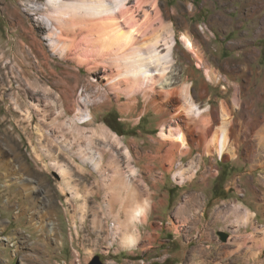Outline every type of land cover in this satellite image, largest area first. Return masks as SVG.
Here are the masks:
<instances>
[{"label": "rangeland", "instance_id": "obj_1", "mask_svg": "<svg viewBox=\"0 0 264 264\" xmlns=\"http://www.w3.org/2000/svg\"><path fill=\"white\" fill-rule=\"evenodd\" d=\"M34 1L0 0V264H26L27 254L35 264H88L95 255L107 264H143V259L145 264H264V29L257 30L264 9L251 16L264 0H157L176 36L173 87L190 84L192 99L203 109L201 119L157 114L142 95L130 112L120 106L127 101L124 96L99 110L92 107L93 126L108 127L124 145L116 147L110 134L96 137L95 150L110 151L95 172L80 162L77 147L51 145L53 138L47 135L45 128L53 129L49 126L57 115L44 112V96L31 84L39 78L54 86L66 77L65 67L74 64L52 54L45 44L51 62L41 68L31 62L36 51L28 60L19 51V40L27 43L28 51L31 38L16 26L13 9L19 10L28 29L33 18L43 19L31 10ZM182 33L191 34L202 66L181 42ZM243 39L259 50L258 59L247 73L226 69L227 61L236 67L245 59L247 43L236 44ZM89 78L83 69L78 79H69L77 85L78 96L89 86ZM37 93L44 109L34 114L31 102ZM157 98L162 101L166 95ZM223 102L228 118L223 116ZM183 120L188 127H182L187 143L182 151L173 138L160 137L158 124L183 125ZM224 124L229 149L220 155L214 141ZM66 138L74 136L66 133ZM126 147L131 159L124 153ZM54 161L65 164L68 178L57 173ZM145 203L142 221L147 212L157 210L168 217L162 220V234L144 240L139 232L136 246L125 249L121 239L128 217ZM190 208L192 215L186 216ZM97 214L104 217L98 227ZM34 219L54 228L53 235L46 231L47 252L23 248L16 253L15 243L28 238ZM220 231L233 236L223 242ZM147 241L156 245L143 250Z\"/></svg>", "mask_w": 264, "mask_h": 264}, {"label": "bare ground", "instance_id": "obj_2", "mask_svg": "<svg viewBox=\"0 0 264 264\" xmlns=\"http://www.w3.org/2000/svg\"><path fill=\"white\" fill-rule=\"evenodd\" d=\"M145 6L149 8L146 9ZM263 9L264 4L260 7L255 5L251 16L262 12ZM31 10L43 19L33 18L34 24L27 29L19 10L13 9L12 14L18 15H14L18 17L16 26H22L23 32L31 38L28 51L27 43L19 40L17 44L19 51L25 55L27 60L30 59L29 55L36 51L34 61L31 62L41 68V64L50 65L51 62L50 56L45 51V44L52 54L74 64L72 68L65 67L66 77L57 80L54 86L44 84L42 80H38L39 78L31 84L33 88L42 92L45 99L44 108H46H42L43 99L37 93L31 102L32 112L39 114L44 109L46 113L55 111L57 115L55 121H52L49 126L53 129L45 128L47 135L53 138L51 145H60L69 150L77 147L80 162L89 165L94 172L100 171L110 147L99 148V151H96V137L103 139L105 135L110 134L112 143H115L116 147L122 149L124 145L119 136L108 127L93 126L95 114L92 107L99 110L111 105L113 100L120 102L122 96L127 99L126 102L120 104L124 111L130 112L136 107L139 103L138 96L142 95L147 103L146 106L151 105L157 114L164 113L171 117L179 115L184 116L185 119L192 115L201 119L203 109L192 99L190 84L184 82L185 84L179 88L173 87L176 36L174 26L171 21L167 22L164 19L157 0H46L45 3L37 0L34 1ZM39 29L42 33L41 38L37 34ZM263 29L264 20L261 21V27L257 30L262 32ZM16 30L18 28H15ZM188 33L181 34V42L194 56L197 64L202 66L204 62L199 48L191 34ZM246 40L237 41L236 44L240 45ZM246 43L245 59L239 60L241 64L236 67L232 65V61H227L226 69H234L241 73L249 71L250 65L258 59L259 50L248 46V42ZM5 56V53L1 54V57ZM41 57L45 59L44 62ZM14 64L21 68L16 61ZM83 69L90 75L89 86L85 85V92L78 96L77 85L71 83L69 79H78ZM207 69L209 68L205 65V73ZM208 77L211 78L209 74ZM163 94L166 95V99L158 100L157 96ZM175 95L177 96L175 99H169ZM235 96L237 99L238 95ZM13 100L16 104L18 103L16 98ZM163 101L168 105H164ZM222 112L225 118L229 117L225 102L222 103ZM26 114L31 116L30 111H26ZM183 126L188 127L185 120H183V125L176 124L175 126L163 121L158 124L159 135L162 139L173 138L178 142V148L183 151L181 148L187 145L182 132ZM223 126L214 141L220 155L225 154L229 149L227 125ZM37 130L44 131L39 126ZM57 132L61 135H56ZM66 133L73 134L74 138L69 141ZM47 152L49 154L51 151L47 150ZM124 153L128 159H131V153L127 147ZM53 163L60 176L69 177L70 172L65 164L58 161ZM91 172L89 171L88 174L91 175ZM131 173L135 175L134 170ZM68 184L69 181L65 179V185L70 186ZM59 188L63 189V186L60 185ZM146 205L145 203L136 206L130 218L132 223L142 221L147 209ZM244 216L247 221L249 214L244 212ZM30 222V235L23 242H16L14 251L21 253L23 248H28L33 252L46 253L48 249L46 231L49 229V234L53 235L54 228L42 220L34 219ZM36 232L40 234L33 239ZM121 240L124 246L136 245L139 240L138 228L132 232H124ZM30 255L25 256L26 264H35Z\"/></svg>", "mask_w": 264, "mask_h": 264}, {"label": "crops", "instance_id": "obj_3", "mask_svg": "<svg viewBox=\"0 0 264 264\" xmlns=\"http://www.w3.org/2000/svg\"><path fill=\"white\" fill-rule=\"evenodd\" d=\"M191 205H193V204H191ZM190 206V205H189ZM188 207V206H187ZM192 207V206H191ZM190 212V213H187V212ZM192 209L190 208L189 210H186L185 211V215L186 216H190V215H192ZM132 214V213H131ZM131 214L129 215V217H128V219L129 218H131ZM225 215H227V213H224ZM106 217H107V215L108 214H104ZM174 215H176L177 216V212H176V210L174 211ZM167 216H165V214H162V211L161 210H157V211H153V212H147L146 213V218H145V220L144 221H135L134 223H132L131 221L129 222H127V228H125V230H127V231H134V229L135 228H138V231L140 232V233H142L143 235H144V240L145 239H147V238H149L150 239V237L151 236H153L154 235V237H156V236H161V234H162V231H163V229H162V225H163V223H162V220H166L167 218H166ZM227 217V216H226ZM96 220H97V227H98V225L99 224H101L103 221H104V217L103 216H100L99 214H97L96 215ZM200 220H201V218H200ZM130 223V224H129ZM139 227L140 228H142L143 229V232L139 229ZM233 235H231L230 237H232ZM140 239V238H139ZM139 241V240H138ZM138 241H137V243H138ZM145 242V241H144ZM136 243V244H137ZM225 244V243H224ZM156 244H150V242L149 241H147V243H145V246L143 247V250H146V248H148V249H151V248H153V246H155ZM123 247H124V245H122ZM136 245H134V246H132V247H135ZM125 249H127V248H132V247H130V246H127V245H125ZM207 247H209V246H207ZM255 247H257V244H255ZM150 251H152V250H150ZM142 252V251H141ZM164 263V262H163Z\"/></svg>", "mask_w": 264, "mask_h": 264}, {"label": "water", "instance_id": "obj_4", "mask_svg": "<svg viewBox=\"0 0 264 264\" xmlns=\"http://www.w3.org/2000/svg\"><path fill=\"white\" fill-rule=\"evenodd\" d=\"M218 235L220 236V238L223 242H227L229 237H230V234L228 232H224V231L218 232ZM88 264H107V263L102 261L100 255H95Z\"/></svg>", "mask_w": 264, "mask_h": 264}, {"label": "built area", "instance_id": "obj_5", "mask_svg": "<svg viewBox=\"0 0 264 264\" xmlns=\"http://www.w3.org/2000/svg\"><path fill=\"white\" fill-rule=\"evenodd\" d=\"M142 263H143V264H145V263H146L144 259L142 260Z\"/></svg>", "mask_w": 264, "mask_h": 264}, {"label": "trees", "instance_id": "obj_6", "mask_svg": "<svg viewBox=\"0 0 264 264\" xmlns=\"http://www.w3.org/2000/svg\"><path fill=\"white\" fill-rule=\"evenodd\" d=\"M158 264H165V263H158Z\"/></svg>", "mask_w": 264, "mask_h": 264}]
</instances>
